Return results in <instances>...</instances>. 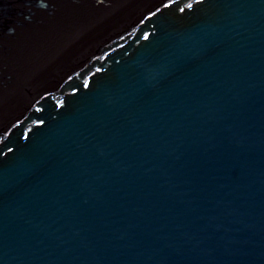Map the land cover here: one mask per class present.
<instances>
[{"label": "water", "instance_id": "95a60500", "mask_svg": "<svg viewBox=\"0 0 264 264\" xmlns=\"http://www.w3.org/2000/svg\"><path fill=\"white\" fill-rule=\"evenodd\" d=\"M0 264H264V0H150L3 116Z\"/></svg>", "mask_w": 264, "mask_h": 264}, {"label": "bare ground", "instance_id": "6f19581e", "mask_svg": "<svg viewBox=\"0 0 264 264\" xmlns=\"http://www.w3.org/2000/svg\"><path fill=\"white\" fill-rule=\"evenodd\" d=\"M126 1L0 0V120L66 67L74 56L80 55L86 46L150 0L134 5L101 31L91 34L89 32L95 28L89 32L85 30L80 47L65 48L68 39L80 28L99 20L104 25L106 13ZM48 63L52 64V69L43 81L27 88L31 73Z\"/></svg>", "mask_w": 264, "mask_h": 264}, {"label": "rangeland", "instance_id": "374dc122", "mask_svg": "<svg viewBox=\"0 0 264 264\" xmlns=\"http://www.w3.org/2000/svg\"><path fill=\"white\" fill-rule=\"evenodd\" d=\"M141 1L144 0H128L126 2H128L127 4H120L119 6H117L114 10H112L111 12L106 13V18H104V25L101 24L100 20L97 23H92L90 26L88 25L87 27L83 26L82 28H80L78 30V33L73 35L70 39H68V41L66 42L65 48H78L80 47L81 43H82V33L87 30L89 33L94 34L98 31L103 30V28L105 26H108L110 23H112V21H115L119 16H121L123 13H125L128 9L132 8L134 5L140 3ZM102 21V20H101ZM99 24V25H98ZM103 25V26H102ZM102 26V27H101ZM101 27V28H100ZM48 63L44 68L42 69H38V71L32 72L31 75L29 76V79L27 80V84L26 87L27 88H32L33 86H35L37 83L40 82V80L43 79L47 76V74L50 72V70L52 69V64ZM39 73L38 76H36L35 74ZM20 88V86H18V89Z\"/></svg>", "mask_w": 264, "mask_h": 264}]
</instances>
